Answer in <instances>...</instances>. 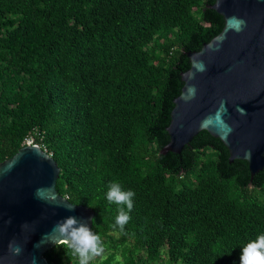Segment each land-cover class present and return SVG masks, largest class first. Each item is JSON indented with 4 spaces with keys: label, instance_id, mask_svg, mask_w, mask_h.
<instances>
[{
    "label": "trees",
    "instance_id": "trees-1",
    "mask_svg": "<svg viewBox=\"0 0 264 264\" xmlns=\"http://www.w3.org/2000/svg\"><path fill=\"white\" fill-rule=\"evenodd\" d=\"M214 2L0 0V162L30 134L52 153L59 193L95 211L107 253L89 264H240L264 234V168L251 179L207 130L161 153L187 51L224 27ZM112 182L136 193L124 232Z\"/></svg>",
    "mask_w": 264,
    "mask_h": 264
},
{
    "label": "water",
    "instance_id": "water-1",
    "mask_svg": "<svg viewBox=\"0 0 264 264\" xmlns=\"http://www.w3.org/2000/svg\"><path fill=\"white\" fill-rule=\"evenodd\" d=\"M210 6L225 24L199 50L187 51L191 65L181 73L184 85L161 153H179L207 130L227 146L230 161L248 162L253 179L264 168V0H215ZM59 174L57 160L39 144H25L0 162V264H33V257L49 264L44 253L54 244L41 240L68 216L92 228L95 211L59 193ZM10 242L19 254L9 251Z\"/></svg>",
    "mask_w": 264,
    "mask_h": 264
},
{
    "label": "clouds",
    "instance_id": "clouds-1",
    "mask_svg": "<svg viewBox=\"0 0 264 264\" xmlns=\"http://www.w3.org/2000/svg\"><path fill=\"white\" fill-rule=\"evenodd\" d=\"M135 195L136 193L131 189L124 191L118 182L108 185L106 199L110 204H115L118 209V214L114 218L115 222L110 225L113 229L125 231V226L131 219L130 213L134 207ZM67 210L74 211V207ZM45 237L47 239L42 238L41 243H52L58 249L63 248L70 261H76V264H89V261L100 256L104 251L101 236L95 234L86 222L75 216H68L57 221L51 233L45 234ZM241 249L240 264H264V234L257 235ZM9 251L19 254L21 249L16 247L14 242H10ZM33 264H36L35 257H33Z\"/></svg>",
    "mask_w": 264,
    "mask_h": 264
},
{
    "label": "built area",
    "instance_id": "built-area-1",
    "mask_svg": "<svg viewBox=\"0 0 264 264\" xmlns=\"http://www.w3.org/2000/svg\"><path fill=\"white\" fill-rule=\"evenodd\" d=\"M23 143H24V144H39V145H41L42 147L45 148V146H43L42 143L36 141L35 136L32 135V134L28 135V136L24 139V142H23Z\"/></svg>",
    "mask_w": 264,
    "mask_h": 264
},
{
    "label": "rangeland",
    "instance_id": "rangeland-1",
    "mask_svg": "<svg viewBox=\"0 0 264 264\" xmlns=\"http://www.w3.org/2000/svg\"><path fill=\"white\" fill-rule=\"evenodd\" d=\"M105 253H107V250L106 249H104V251H103V254H105ZM96 258V257H95ZM94 258V259H95ZM97 259H95V261H96ZM162 264H170V263H162ZM180 264V263H179Z\"/></svg>",
    "mask_w": 264,
    "mask_h": 264
}]
</instances>
